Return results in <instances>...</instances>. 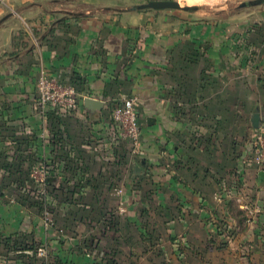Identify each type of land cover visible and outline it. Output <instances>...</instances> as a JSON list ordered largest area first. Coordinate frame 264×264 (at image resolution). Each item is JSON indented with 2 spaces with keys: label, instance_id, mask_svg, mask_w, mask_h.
Returning <instances> with one entry per match:
<instances>
[{
  "label": "crops",
  "instance_id": "crops-1",
  "mask_svg": "<svg viewBox=\"0 0 264 264\" xmlns=\"http://www.w3.org/2000/svg\"><path fill=\"white\" fill-rule=\"evenodd\" d=\"M78 2L93 9L73 12ZM76 3L47 10L41 0L0 1V264H106L95 249L106 246L105 240L91 236L105 227L100 214L119 223L125 219L119 199H129L133 218L117 228L132 232L145 198L151 214L158 205L174 212L186 208L181 198L187 197L185 218L156 224L168 240L170 231L188 230L191 204L197 223L212 232L216 226L210 222L233 215L235 206L243 213L257 207L263 220L264 182L249 158L253 115L264 124V47L251 63L250 50L233 42L243 34L199 26L194 10H130L146 0ZM190 5L183 6L199 8ZM41 75L76 90L75 112L37 111ZM120 94L136 100V158L110 118ZM87 97L103 102L102 110L91 114L83 105ZM38 164L54 168L45 192L54 213L67 219L63 235L45 226L30 173L27 180L19 173ZM122 173L130 174L124 194L111 195L109 187L120 186ZM18 182L25 183L28 201ZM127 244L130 252L138 246Z\"/></svg>",
  "mask_w": 264,
  "mask_h": 264
},
{
  "label": "rangeland",
  "instance_id": "rangeland-1",
  "mask_svg": "<svg viewBox=\"0 0 264 264\" xmlns=\"http://www.w3.org/2000/svg\"><path fill=\"white\" fill-rule=\"evenodd\" d=\"M41 1L45 3L47 10L67 8L65 7V5H67V0H57L59 2L58 6H49L50 0ZM76 1L78 0H68V2L72 4H74V2L76 3ZM148 1L150 0H146V2ZM174 1L181 3V5L187 4L185 0ZM249 1L254 0L202 1L194 4V6L199 7L194 11H197L195 16H197V25L199 26H210L211 29L215 28L218 32H227L228 34L233 31L234 33L239 34V36H242L243 34V39H236V37L233 39L234 45H244L247 47L250 50L249 61L253 63V61L258 60L260 50L264 47V39L260 38V30H264V3L239 8L240 4ZM74 6L73 12L93 9L88 8L86 4L81 2L76 3ZM189 137L190 136H187V139H189ZM195 139H197V137H195ZM123 142L125 145L127 144L125 141ZM126 147L128 149V154H130L128 144ZM122 148H124V146H122ZM252 154L253 153L250 155L251 157L249 158V161L252 165H254L252 163ZM123 155L124 151L122 152V156ZM122 162H126L125 164H127V158L124 157ZM124 175L125 173H122V176L119 178L121 181L119 182L120 186L116 185L122 190L121 195L124 194L125 190V186H123V184L127 183L128 179H130V174ZM113 185L114 184H111L109 187L112 189L110 192L111 195L114 194V188H116H112ZM30 186L32 187L31 184ZM33 190L34 192L36 190L34 184ZM183 197L184 198H181V200H185L182 201V203L185 204L184 206L186 208H182V212L187 214V210H190L187 206L189 205V203H187L189 201L187 200V197ZM36 198L39 202L44 201V204H48L49 198L47 197L45 191H43L41 195L36 196ZM217 202H221L220 198ZM128 203L129 199L127 200V204L124 199L122 201L120 199L118 200V206L120 209L118 212H120L119 214H121V218H125L121 221V223H124L127 216L133 218V212L131 211L132 206L128 207ZM190 208L192 209L191 212L193 215L191 225L189 226V223L186 222L187 225L185 226L188 230L170 231L169 233L173 234L172 238L174 240L171 241V239L168 240L163 238L162 235V240L148 241L145 247L132 248L133 252H130L129 249L125 247L123 250L124 254H132V263H129L128 259L126 264H264V219H261V221L258 218L257 215L260 214V210L257 207H248V209H245L243 213V211H240L241 209L239 210L235 206V208H233V215L230 214L229 217L226 216L227 218L221 216L217 220H214L215 222H210L216 226L215 228L218 230V233H216V230L213 232L204 230V227L207 226V224L203 223L204 227L202 228V223L200 225L197 223V215H194L195 211L193 209L194 207L192 208V204ZM44 211L49 210L44 209ZM49 214L51 215V213ZM180 218L182 219L183 217L180 216ZM229 218H232V222ZM259 220L260 222L258 223ZM231 223H235V226H231ZM55 227L58 228V225ZM160 233L163 234V232ZM207 234L209 236H206ZM78 236H80V234H78ZM208 240L211 241L210 244ZM207 243L208 248H204ZM158 253L160 254L159 256H157ZM135 254L138 259L135 257ZM177 256L180 257L176 258Z\"/></svg>",
  "mask_w": 264,
  "mask_h": 264
},
{
  "label": "built area",
  "instance_id": "built-area-1",
  "mask_svg": "<svg viewBox=\"0 0 264 264\" xmlns=\"http://www.w3.org/2000/svg\"><path fill=\"white\" fill-rule=\"evenodd\" d=\"M36 109L42 115L47 107H54L61 112L75 111L78 108L80 97L76 90L56 79L41 75L36 83ZM135 98L126 95H119L114 100V106L111 110L110 118L117 129L118 137L128 144L130 156L136 158L139 155L141 147L140 124L136 112ZM252 144V163L257 169L262 171L264 166V124L259 125L253 137ZM50 177V171L47 166L38 164L30 171V179L41 195L45 191L47 180ZM1 191V187H0ZM122 190L114 189L113 195H121ZM13 200V197L10 196ZM46 227L52 230H58L52 227L51 217L47 211L41 215ZM38 256L45 257V249H39Z\"/></svg>",
  "mask_w": 264,
  "mask_h": 264
},
{
  "label": "trees",
  "instance_id": "trees-1",
  "mask_svg": "<svg viewBox=\"0 0 264 264\" xmlns=\"http://www.w3.org/2000/svg\"><path fill=\"white\" fill-rule=\"evenodd\" d=\"M113 106H114V103H112V107L109 110L110 114H111V110ZM124 157L125 155L122 156V159H124ZM123 163H126V162H123ZM32 168L33 166L25 168L23 169V171H21V169L19 168L20 169L19 173L24 174L27 180ZM47 168L49 169L50 174L54 172V168L52 167L50 168L49 166H47ZM0 185H1V182H0ZM14 185L16 188L19 187L18 189L20 191V194L23 195V198H25V201H28L29 191L25 189L24 187L25 183L18 182ZM135 185H138V183L137 184L135 183ZM1 189H4L3 183L1 185ZM0 192H2V190ZM32 193L34 194V197L37 194V192L36 191L34 192V190H32ZM68 201L74 204L73 200H68ZM150 201H151L150 198L147 197L142 202V205H141L142 208L140 212L141 215L139 216V220L134 224L133 226L134 231L132 232L127 229L124 230V228H120V227L117 228L118 225L124 224V223H121V222L119 223L118 219L115 218L113 215H109V217H107V216H102L100 214V217L104 218L102 221L105 222V227L99 229V231H96L97 233L93 234L91 237L93 240H100V239L105 240L106 246L104 247L97 246L95 247V249L99 250L96 254L99 255L101 259L105 260L106 264H126V261L128 262V259H130V256H132V254L131 253L124 254L123 250L128 245L127 241L129 240H132L133 242H136L138 244V246L137 247L135 246L134 248L145 247L147 245V242L151 240H156V241L162 240V233H160L156 227V224L160 220L163 221L164 223H170L178 219H181L180 216L185 218V213L182 212L183 210L181 208V205H179L180 207L178 208V210L176 209L175 212L173 211V208L171 207H167V206L162 207L158 205L150 211L151 214L150 213L148 214V208H150V205H151ZM44 203H45L44 201H40L39 204L37 203L39 207V214L42 215L44 212V209L49 210L47 212L51 213L50 217H51L52 227H55L56 225H58V231L56 232V234H60V233H62V235L65 234L64 231L67 228V219L65 218V216H60L58 214H55L51 206L48 205L49 203L48 204H44ZM74 215L83 218V215L80 214V212L76 211ZM87 218L91 221H94V220H97L98 217L88 216ZM216 231H217L216 233H218V230ZM170 239L171 241L174 240L172 237H170L169 240ZM209 240L208 242L210 244L211 241ZM147 247H146V250H147ZM205 247L208 248V243L205 244L204 248ZM30 250H32V257H35V253H36L35 248H30ZM131 252L133 251L131 250ZM159 255L160 254L158 253L157 256ZM26 256L29 257V255H26ZM116 256H117V259H115ZM179 257L180 256H177L176 258H179Z\"/></svg>",
  "mask_w": 264,
  "mask_h": 264
},
{
  "label": "water",
  "instance_id": "water-1",
  "mask_svg": "<svg viewBox=\"0 0 264 264\" xmlns=\"http://www.w3.org/2000/svg\"><path fill=\"white\" fill-rule=\"evenodd\" d=\"M262 3H264V0L249 1V2H245V3L240 4L239 8H245L248 6H255L257 4H262ZM130 10L131 11L179 10V11H184V12L190 11L189 9L181 6V4L179 2L174 1V0H150V1L146 2L145 4L133 6L130 8ZM83 105L91 114H95L96 112H100L103 108V102L89 98V97L83 99ZM251 124L255 130L259 128L260 122H259V117L257 114L253 115V117L251 119ZM258 175L262 179V181L264 182V171H260Z\"/></svg>",
  "mask_w": 264,
  "mask_h": 264
},
{
  "label": "bare ground",
  "instance_id": "bare-ground-1",
  "mask_svg": "<svg viewBox=\"0 0 264 264\" xmlns=\"http://www.w3.org/2000/svg\"><path fill=\"white\" fill-rule=\"evenodd\" d=\"M186 1V5L187 6H192V5H190V4H195V3H199V2H202V1H205V2H207V1H209V2H211L212 0H185ZM189 4V5H188ZM181 6H183V5H181ZM185 6V5H184ZM183 6V7H184ZM185 8H187V9H189V10H196V8H194V7H185Z\"/></svg>",
  "mask_w": 264,
  "mask_h": 264
}]
</instances>
